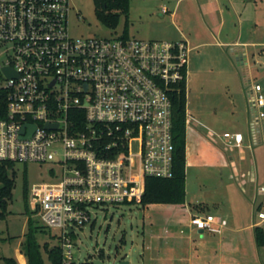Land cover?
Wrapping results in <instances>:
<instances>
[{"label": "built area", "instance_id": "2783aa9c", "mask_svg": "<svg viewBox=\"0 0 264 264\" xmlns=\"http://www.w3.org/2000/svg\"><path fill=\"white\" fill-rule=\"evenodd\" d=\"M70 1L0 0L7 93L0 160L47 165L49 179L28 187V203L56 231L62 264H86L73 253L76 228L94 225L109 205L140 203L147 176L173 175L171 94L186 79L189 46L122 33L75 36ZM251 102L255 119L264 118L256 81ZM223 137L236 145L243 139L240 132ZM190 221L212 232L225 224L211 213Z\"/></svg>", "mask_w": 264, "mask_h": 264}, {"label": "crops", "instance_id": "0c3cea01", "mask_svg": "<svg viewBox=\"0 0 264 264\" xmlns=\"http://www.w3.org/2000/svg\"><path fill=\"white\" fill-rule=\"evenodd\" d=\"M176 4L187 29L180 30L179 36L171 40L187 41L188 64L192 62L195 67L205 58L215 59L217 55L212 47L226 46L218 55H224L235 70L228 73L234 74L236 80L241 77L249 87L247 94L242 92L243 131H218L212 121L209 126L201 125L197 113L187 106V88L192 80L188 76L194 72L187 65L184 201L160 203L167 207L165 221L169 230L165 229L163 236L154 230L150 232L147 254L153 264H230L231 260L232 264L238 260L253 264L262 252L264 256V243L258 245L255 238V227L262 228L264 233V216H259L260 212L264 213V190H260L264 187V118L255 119L251 102L253 79L264 91V67L252 65L256 55H263L264 0H177ZM243 69L248 70V77L241 74ZM231 101L237 110L235 97ZM236 123L237 127L241 125L238 120ZM226 131L242 133L241 143L229 144L223 137ZM188 169L196 170L200 179L197 187L188 188ZM211 178L218 182L210 185ZM209 194H221V198L209 199ZM153 204L156 203L144 207ZM209 204L216 213L208 211ZM206 213L225 219L220 231L198 229L191 223L192 216ZM20 255L22 264H27L24 254Z\"/></svg>", "mask_w": 264, "mask_h": 264}, {"label": "rangeland", "instance_id": "374dc122", "mask_svg": "<svg viewBox=\"0 0 264 264\" xmlns=\"http://www.w3.org/2000/svg\"><path fill=\"white\" fill-rule=\"evenodd\" d=\"M176 1L130 0L127 10H118L119 20L116 27L112 28L97 18L94 0H71L70 31L75 36L113 37L121 34L126 27L131 38L171 40L179 36L180 30L187 29L180 18V12L176 11L178 7ZM162 6H166L169 11L161 13ZM173 11L175 15H172ZM3 48L4 46H0V62L6 56ZM225 48L226 46L212 47L216 58H205L200 66L193 67L192 62L188 64L189 70L193 67L194 72L188 76L192 80L187 88V106L189 110L197 113L196 118L201 125L209 126L211 125L209 122L212 121L218 131L224 129L243 131L245 99L242 92L247 94L249 86L242 82L244 79L241 77L236 80L234 74L231 76L228 73L235 70L224 55L221 57L218 55L220 51L224 52ZM253 59V66L260 69L264 67L263 55H256ZM241 74L249 76L247 69H243ZM257 79L262 80L260 77ZM233 97L238 104L237 110L233 108L232 101L230 103ZM237 120L241 124L238 127ZM187 178L188 188L197 187L200 179L196 170L188 169ZM47 179L49 176L45 164L14 163L12 196L7 204L5 217H0V264H6L4 257H12L17 264H22L20 254L23 251L22 243L26 238L29 218L37 226L35 237L40 245L44 264H50L43 244L45 242L49 246L58 244L56 231L44 226L35 208L27 203L25 198V186L29 187L34 182ZM210 180L208 181L210 185L218 182L215 178ZM220 195L209 194V199L217 200L221 198ZM188 197L191 198V195L188 194ZM208 206V211L217 212L211 204ZM167 216V207L160 203L149 207H144L140 203H120L100 209L97 211L94 225L88 222L83 227L76 228L73 248L75 258L86 264H118L121 258L128 260L129 264H153L146 250L149 234L154 230L162 236L165 235V229L169 230L165 221ZM259 256V260L253 261V264H264L263 252ZM229 263L232 264V260ZM237 264H245V261L238 260Z\"/></svg>", "mask_w": 264, "mask_h": 264}, {"label": "trees", "instance_id": "16d2710c", "mask_svg": "<svg viewBox=\"0 0 264 264\" xmlns=\"http://www.w3.org/2000/svg\"><path fill=\"white\" fill-rule=\"evenodd\" d=\"M96 16L108 27L115 28L118 20V10H127L130 0H94ZM122 35L127 37L126 27ZM172 101V140L173 149V175L171 177L147 176L144 191L140 199L143 206L150 203H182L185 196V119H186V89L185 81L180 84V90L171 94ZM7 114V93L0 87V118ZM13 161L0 160V217H5L7 204L12 196ZM25 198L28 203V186H25ZM37 226L28 219L26 238L22 243V253L27 264H44L40 245L36 240ZM255 238L258 245L264 243L262 228L255 227ZM43 249L47 254L50 264H62L61 248L58 244L49 246L46 242ZM6 264H17L12 257H4Z\"/></svg>", "mask_w": 264, "mask_h": 264}, {"label": "water", "instance_id": "95a60500", "mask_svg": "<svg viewBox=\"0 0 264 264\" xmlns=\"http://www.w3.org/2000/svg\"><path fill=\"white\" fill-rule=\"evenodd\" d=\"M3 69L7 72V74H11L12 73V70L10 68H8V67H4ZM28 126H30V131H31L33 129V125H28ZM118 264H129V261L124 259V258H121L118 261Z\"/></svg>", "mask_w": 264, "mask_h": 264}]
</instances>
